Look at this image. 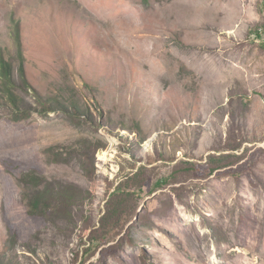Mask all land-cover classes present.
I'll return each instance as SVG.
<instances>
[{"label":"rangeland","instance_id":"rangeland-1","mask_svg":"<svg viewBox=\"0 0 264 264\" xmlns=\"http://www.w3.org/2000/svg\"><path fill=\"white\" fill-rule=\"evenodd\" d=\"M0 57V264H264V0H0Z\"/></svg>","mask_w":264,"mask_h":264},{"label":"trees","instance_id":"trees-1","mask_svg":"<svg viewBox=\"0 0 264 264\" xmlns=\"http://www.w3.org/2000/svg\"><path fill=\"white\" fill-rule=\"evenodd\" d=\"M19 56H22V52L19 53ZM17 76L19 77L21 85L27 87L28 81L26 80L23 67L19 68ZM14 77L11 62L7 61L3 57H0V80L5 94L4 96L15 106L17 113H19L20 106L18 104V99L20 97L17 93L15 86L16 81ZM37 101L45 110L51 109L49 100L48 102H45L42 98H38ZM20 184L24 191L25 200H27L29 206V213L35 216L46 214L50 209L48 205V197L51 195V182H48V180L40 175L36 170H31L22 175L20 178Z\"/></svg>","mask_w":264,"mask_h":264}]
</instances>
